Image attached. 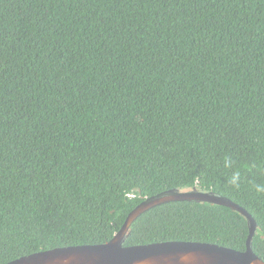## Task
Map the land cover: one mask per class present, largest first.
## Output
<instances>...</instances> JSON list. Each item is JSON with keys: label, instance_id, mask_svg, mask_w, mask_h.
I'll use <instances>...</instances> for the list:
<instances>
[{"label": "trees", "instance_id": "trees-1", "mask_svg": "<svg viewBox=\"0 0 264 264\" xmlns=\"http://www.w3.org/2000/svg\"><path fill=\"white\" fill-rule=\"evenodd\" d=\"M230 156L242 175L228 183ZM264 0H0V264L110 240L145 198L212 191L264 259ZM125 245L245 250L247 217L178 200Z\"/></svg>", "mask_w": 264, "mask_h": 264}, {"label": "water", "instance_id": "water-1", "mask_svg": "<svg viewBox=\"0 0 264 264\" xmlns=\"http://www.w3.org/2000/svg\"><path fill=\"white\" fill-rule=\"evenodd\" d=\"M207 201L243 213L249 221L245 250L216 243L170 240L125 245L133 222L144 212L161 204L178 201ZM257 230L255 218L230 198L212 191L170 189L145 198L127 216L121 229L108 241L98 244L55 247L24 255L5 264H264L253 249Z\"/></svg>", "mask_w": 264, "mask_h": 264}, {"label": "clouds", "instance_id": "clouds-1", "mask_svg": "<svg viewBox=\"0 0 264 264\" xmlns=\"http://www.w3.org/2000/svg\"><path fill=\"white\" fill-rule=\"evenodd\" d=\"M223 167L225 169H232L231 175L228 178V183L238 189L242 182V175L240 170L235 168V162L230 156H225ZM252 186L258 194H264V183H253Z\"/></svg>", "mask_w": 264, "mask_h": 264}]
</instances>
